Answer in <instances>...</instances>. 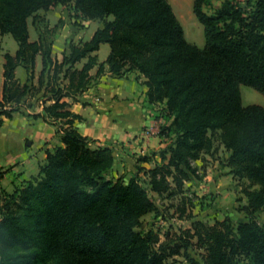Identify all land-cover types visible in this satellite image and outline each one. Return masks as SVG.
<instances>
[{
  "label": "trees",
  "instance_id": "obj_1",
  "mask_svg": "<svg viewBox=\"0 0 264 264\" xmlns=\"http://www.w3.org/2000/svg\"><path fill=\"white\" fill-rule=\"evenodd\" d=\"M212 1L193 2L203 25L200 47L185 37L169 0H0V33H11L18 43L14 54H4L0 125L2 116L12 117L44 88L42 112L32 115L56 125L63 142L46 149L38 175L0 206V264H37L38 253L13 249L26 246L29 232L16 207L28 201L29 193L45 205L40 232L44 253L56 258L50 264H176L165 262L161 247L155 248L153 229L136 227L142 214L157 211L150 191L169 190V175L180 184L195 174L191 160L211 148L210 129L223 131L235 171L259 187L244 189L247 217L235 228L227 218L214 225L196 220L193 232H185L205 246L204 264H264V222L256 218L264 212V106L242 104L240 92V84H246L264 93V0H223L209 12ZM57 4L69 6L76 18L101 22L89 39L70 42L60 60L51 56L50 42L29 39L27 21ZM104 42L110 52L99 61L96 51ZM39 53L38 83L21 82L16 67L33 68ZM130 69L145 77L147 101L165 105L159 134L171 140L158 150L161 162L151 168L136 164L137 173L124 181L109 175L113 149L95 145L78 130L75 122L83 117L65 97L77 99L106 70L120 75ZM187 255V264H201Z\"/></svg>",
  "mask_w": 264,
  "mask_h": 264
},
{
  "label": "rangeland",
  "instance_id": "obj_2",
  "mask_svg": "<svg viewBox=\"0 0 264 264\" xmlns=\"http://www.w3.org/2000/svg\"><path fill=\"white\" fill-rule=\"evenodd\" d=\"M169 1L183 26L185 37L189 41L203 46L205 43L203 25L193 12L194 0ZM222 1L223 0H213L208 11H214ZM237 1L244 2L245 0ZM74 20L72 24L78 31L74 29L76 32L72 36H83L84 39H88L91 35V31L101 25L99 20H94L91 26L89 24L90 28L85 31L84 28L88 26L81 23V20H78L76 17ZM38 23L42 36L45 37L47 42H50L52 37L55 36L56 27L60 22L58 21V23L51 26L46 22V18H41L38 20ZM79 40H83L82 37H77V39L72 40V42H78ZM17 45L18 43L11 33H0V85L2 83L4 54L7 51L14 53ZM109 48V44L104 43L100 51V57H105ZM126 72L133 76L139 74L135 69H130L125 71V73ZM240 92L242 104L247 105L256 103L264 106V93L254 87L240 84ZM38 93L39 91L31 98L28 97V100L21 106L20 110L15 111L20 113L21 116H24V120H29V116L35 113V104L37 102L34 98L36 99ZM39 98L41 99L42 95H39ZM160 114H162V111ZM2 117L3 122L5 118H8L6 116ZM16 121L21 122V120ZM16 121H7V124H3L2 122L0 127L7 130H19L18 133H15L16 139L20 140L21 148H26L30 144V138L26 133L27 126L24 124L20 126ZM16 126L20 128H16ZM161 126L162 125L159 126V130ZM207 134L212 141L211 148L209 151L200 150L198 152V157L191 160L193 166L196 167L195 174L190 172L189 176L184 178L180 184L175 183L172 176L169 175L168 180L171 187L169 190L163 192L161 195L154 191H150V195L156 204L157 211L149 210L142 214L140 218L141 223L136 227L138 230L142 231L148 229L154 230L158 237L154 244L155 248L161 247L159 251L163 255L165 262L187 264V253H189L190 256L194 257L201 264H204L206 255L205 246L200 245L197 236L189 235L185 230L191 229V232H193L192 223L196 220L208 225H214L217 221L221 222L225 218H227L232 227L235 228L240 221L245 220L247 217L244 209H242L247 202L244 189L259 187L256 181L235 171L236 164L230 162L229 151L224 146L223 131L221 129H210ZM166 138L170 142L171 139L168 136ZM95 145L108 146L114 151V147L107 143L95 141ZM55 146L56 144H52L50 148H54ZM141 156H143V154L135 155L134 158ZM158 156L160 158L159 154ZM18 161L20 162L21 160ZM158 162H161V158ZM132 164H134V160H130L128 163V167H131V170ZM138 165L143 166L141 163H138ZM9 168L10 166L0 168V175ZM39 169L37 173L28 177L14 176L11 182H9V186L11 185L10 189L0 187V206H4L3 204L5 199L8 198L7 195L9 193L15 191L16 188H20L21 190L26 187L27 181L37 176ZM129 172L127 171L125 173L124 171L121 175L117 176H121L122 178L125 176L126 178L123 179L127 181L130 176ZM131 172H133V175L136 174L137 168L135 167V170ZM139 173L144 178L146 177L143 170ZM109 175L117 177L112 173V169ZM59 182L61 183V180ZM28 195V201L25 202L24 205L16 207L18 220L26 226L29 232L26 246H16L13 249L20 254L38 253L35 261L37 264L53 263L56 261V258L55 256H47L44 253V242L40 232V228L44 223L43 218L39 216V212L45 210L44 202L41 201L35 193H29ZM30 205H33L32 209H29ZM256 215V218L260 222H264V212H257ZM186 243L187 245H185Z\"/></svg>",
  "mask_w": 264,
  "mask_h": 264
},
{
  "label": "crops",
  "instance_id": "obj_3",
  "mask_svg": "<svg viewBox=\"0 0 264 264\" xmlns=\"http://www.w3.org/2000/svg\"><path fill=\"white\" fill-rule=\"evenodd\" d=\"M41 18H46V22L51 26L58 21L60 22L56 27L55 36L50 41L53 58L60 60L63 53L69 50L70 42L77 37L86 40L83 36H72L78 31L72 24L75 17L69 6L63 4L51 6L47 10L39 9L28 17L30 40H45L38 23ZM78 20L88 26L84 28L85 31L94 22V20L81 18ZM96 29L97 27L91 31L89 38ZM104 43H101L100 48L96 51L99 61H104L110 52L109 48L105 57H100ZM84 61L85 59L78 65L81 66ZM41 69L42 55L39 53L36 55L33 68L18 65L15 69V75L21 82L28 81L36 85ZM3 70L0 99L3 95ZM96 71L97 66L95 65L90 69V74L95 75ZM146 90L144 76L141 74L133 76L126 72L119 75L106 70L103 75L94 76L89 87L77 99L65 97V100L70 102V109L83 117L75 122L78 130L99 143H107L114 147L112 173L116 176L121 175L124 171L125 173L130 171V178L133 175L131 171L135 170L138 163L146 168L153 167L160 159L157 151L169 142L166 137L159 134V126L166 122V119L160 114L165 105L163 103H149L146 98ZM43 92L44 88L39 91L36 99L34 98L37 102L34 112H42L43 104L39 95H43ZM23 118L24 116H21L20 113L14 112L12 117L4 119L3 124H7V121L21 120V122L16 121L17 124L27 126L26 133L30 138V144L26 148H21L20 140L16 139L15 133H18L19 130H7L0 127V168L10 166L0 175V187L6 189H10L9 182L14 176L28 177L38 172L40 164L46 160V148H50L52 144H63L56 125L45 121L40 116L30 115L29 120ZM16 128L20 127L16 126ZM139 154H147L149 159L140 162L137 160L138 158H134L135 155ZM130 160H134V164L131 165L132 170L131 167H128Z\"/></svg>",
  "mask_w": 264,
  "mask_h": 264
}]
</instances>
